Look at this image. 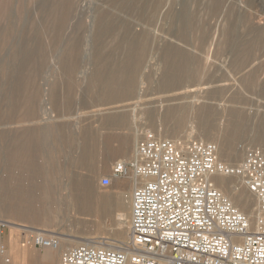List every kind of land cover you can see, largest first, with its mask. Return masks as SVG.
<instances>
[{
  "label": "rangeland",
  "instance_id": "rangeland-1",
  "mask_svg": "<svg viewBox=\"0 0 264 264\" xmlns=\"http://www.w3.org/2000/svg\"><path fill=\"white\" fill-rule=\"evenodd\" d=\"M208 2L0 0V206L4 208L0 219L59 233L60 262L62 249L76 245V240L90 238L113 245L127 239L129 219L123 224V237H118L117 211L98 212L100 199H115L124 191L123 185L113 179L104 188L99 182L110 174L115 162L131 157L145 130L171 139L212 141L226 127L227 112L232 109L247 118L248 128L236 143L239 151L235 159L224 161L236 164L247 147H264V132L262 138H253L263 130L264 46L252 49L253 59L243 65L249 57L244 49L248 42L261 38L256 34L264 36V0H220L216 15ZM183 9L193 21L186 42L179 41L176 34ZM107 19L113 22L110 31L104 27ZM223 29L227 43L216 51ZM202 33L207 38L199 39ZM132 37H138V47L145 48L138 66L134 65L136 52L127 54L126 40L123 46L118 45L120 38ZM166 44L182 47L194 59L187 69H173L178 84L168 90L162 89L161 78L166 60L161 48ZM124 59L131 69L126 76L133 72V77L122 97L105 102L97 95L96 84L89 92L93 71L114 70L115 62ZM71 63L75 72L67 70ZM52 84L56 87L53 96ZM28 97H35L31 105ZM203 106L212 114L208 139L198 123L197 114ZM31 107L32 115L23 120ZM166 108L174 110L170 119L163 116ZM106 117H113L112 121ZM180 118L182 125L174 127L173 121ZM46 127L59 130L56 138L50 137L45 144L15 139L34 134L39 139ZM134 134L135 143L129 141ZM119 142L125 146L131 142L123 155H115ZM83 146L91 155L84 160ZM82 177L92 180V215L79 210L67 189L69 180ZM44 185L51 187V193L39 189ZM234 185L248 195L238 178L227 176L228 189ZM20 194L35 198L23 206L29 209H23L21 215L9 210L12 196ZM122 210L129 218V203H124ZM28 234L8 228L3 242L10 261L0 257V264H52L55 255L43 257L46 249L35 247ZM15 254L25 256L24 261L21 257L20 262L19 257L15 261Z\"/></svg>",
  "mask_w": 264,
  "mask_h": 264
},
{
  "label": "built area",
  "instance_id": "built-area-1",
  "mask_svg": "<svg viewBox=\"0 0 264 264\" xmlns=\"http://www.w3.org/2000/svg\"><path fill=\"white\" fill-rule=\"evenodd\" d=\"M142 135L131 157L115 162L99 182L105 188L113 179L131 181L127 239L112 246L94 240L66 246L59 264H264V147H247L241 161L229 165L213 142L151 130ZM217 174L240 180L257 202L255 217L215 187L211 178ZM10 225L0 219L5 262L10 259L3 237ZM16 226L35 247L59 249L56 234Z\"/></svg>",
  "mask_w": 264,
  "mask_h": 264
},
{
  "label": "bare ground",
  "instance_id": "bare-ground-1",
  "mask_svg": "<svg viewBox=\"0 0 264 264\" xmlns=\"http://www.w3.org/2000/svg\"><path fill=\"white\" fill-rule=\"evenodd\" d=\"M159 1L160 0H157V3H159ZM208 6L210 7V10L212 11V15H216L217 11L219 10L220 0H209ZM184 9H183V11H181V14H179L178 18H179V22H180L179 25L180 26L177 29L178 32L176 31V34H178L177 38L179 39V41L181 40V42H186L188 40L187 31L191 30L193 28L192 27L193 26V21L190 18L189 13L186 10H184ZM107 20L108 21L105 20L106 23H105L104 27H105L106 30L110 31L113 28V22L110 21V19H107ZM59 22H61V20H59ZM225 32H226V30L223 29L220 32V34H219V38H218L217 44H216V51H218V49H220L222 45H225L227 43L226 38H224ZM171 35H173V34H171ZM255 36H258L259 38L260 37L262 38V36H260V34H258V35L256 34ZM136 38H138V37L120 38V42L121 43L118 44V45L119 46H123V42L126 40V42L128 44L127 54L130 55L131 53H133V51L136 52V55H137L136 56V60L137 61L134 63V65L138 66L139 61H140V59L143 56L145 48H144V46L143 47H141V46L138 47V41H136ZM204 38H207V34L206 33H202L200 35V37H199V39H204ZM261 38L257 39L256 37H254L252 40H250L248 42V45L244 49H246V51H247L246 54H248L249 57H248V59L245 58L246 61L243 60L244 61L243 65H245L246 63L248 64L253 59V56H252V54L250 52L252 49L257 48L259 45H263L264 46V36H263L262 39ZM161 49H162L161 52L163 53L164 58L166 59L165 60V65H164L165 68L161 72V78H162V81H163L162 82L163 83L162 84V86H163L162 89L168 90V89L174 88L175 85L178 84V82L175 79L176 77L174 76V73H171V72H173V69L174 70L178 69V68L185 69L187 67V65H189L190 63L193 62L194 59H192L190 57V55L186 51H184L182 49V47H177V46L172 45V44H166ZM236 52H235V54H237ZM246 54H244V56H246ZM100 55H102V54H100ZM239 67H241V66H239ZM129 68H130L129 64H127L126 59H124V60L115 62L114 70L99 69V70L93 71L91 76H90V81H89L90 82L89 92L92 91L93 86L96 84L97 87H98L97 95L99 97H104L106 99L105 102H107L109 100H115V99H118L119 97H122L126 87L127 86L131 87V81H132V77H133V72L131 71L132 73L130 75L126 76L127 75L126 72H128V71L130 72V70H131ZM67 70L70 71V72H75V65L73 63H71L68 66ZM169 70H171V71H169ZM18 78L20 79V77H18ZM20 85H21V83H20ZM22 88H23V86H22ZM22 88L20 87L19 89L21 90ZM55 88L56 87H55L54 84L50 85V93L52 94V96L55 94V90H56ZM215 88H216V86H215ZM212 90H213V87H212ZM21 92H23V91H21ZM69 93H71L70 90H69ZM209 93H211L210 90H209ZM165 95H166V93H165ZM171 95H173V94H171ZM30 96H32V95H30ZM210 97H212V96H210ZM34 98L33 97H31V98L28 97L27 98V101H29L30 105H31V102H32V100ZM104 98H102V101H103ZM9 106H8V108H10ZM8 108H7V110H8ZM173 111H174L173 108H166L163 116H165V118H167V119H170V117L173 116V113H172ZM32 113H33V109L31 107V109L29 111L24 113V115L22 116V119L26 120V118L30 117L32 115ZM9 114H7V115H9ZM4 115H6V114H4ZM7 115L3 116V117H7ZM197 115L199 117L198 118L199 119V122H198L199 123V127L201 128V131L203 132V135H205L207 137V139L211 138V127H210V118H211V115H212L211 111L208 110L207 106H203V107L200 108V110H199ZM227 117H228L227 118V123L225 124L226 127L224 128V130L221 132V134H219V136L217 137L216 140L213 139L210 142L214 141L213 143H215V145L217 147L218 157L221 160H223V161L224 160L225 161H228V160L232 161L237 156V151H239L237 149L236 143H237L238 140H240L245 135L244 134L245 129L248 128L247 127V121H246L247 118H245L237 110H232V109H229V111L227 112ZM112 118L113 117H106L105 120L109 122V121H112ZM173 122H174V127H180L182 125L181 118L177 119V120L175 119ZM260 123H261V129H263V130L258 131L255 134V136H253V138H255V137L256 138L257 137L262 138L263 137L264 121L261 120ZM58 130H59V128L56 129V128H53V127H50V128L46 127L45 129H43L39 139H37L36 134H34L32 137H30L29 135H28L29 137H27V135H25L24 137H21V135H20V136H18L15 139L17 141L23 140V139L24 140H28V141L29 140L30 141H38L39 140L41 143L45 144L51 138L52 139L56 138V132ZM221 130H222V128H221ZM86 133L87 132H85V137H84V133H83V137H82V142H84V143L86 142L85 140H87L86 139ZM190 134L191 133L188 134L189 135L188 137L192 136V135L190 136ZM134 136L137 137V134H134L131 137V140H133L134 143H135L136 140H134V139L136 137H134ZM137 144H138V141H137ZM85 149H86L85 146H83V148H82V150H83V155H82L83 157L82 158L83 159L82 160H84V158L87 157V156H89V157L91 156V155H88L86 151H84ZM36 173H39V171H36ZM211 181L213 182L215 187L218 188L219 190H221L223 192V194H225L226 197H228L229 200L240 211H242L243 213L246 212L245 213L246 215H247V213L252 214L254 216L256 215L257 202H256L255 198L250 193H248L246 191L247 192L246 194H248V195H244L242 192L239 191V189H237V187L235 185L234 186H230V188L228 189V187H227V176H224V175L217 174V175H215V176H213L211 178ZM90 184H92V180L89 181L88 177L73 178V179L69 180V183H67V189H68V192H69L70 196L74 200V202L77 203V205L79 207V210L82 211V212H88L89 215H92L93 202L91 200V194L89 192L90 191V189H89L90 188ZM39 189L42 192H44V193H47V192L51 193V191H52L51 187L50 186H46V185L41 186ZM15 197H17V195H15ZM99 203H100L99 204L100 207H98L99 208L98 212L100 213V215L108 213L110 210H113V208L117 211V212L115 211L116 212L115 215L117 216L116 219L118 220L117 226L115 225L117 227L116 228L117 235H118V237H123V234H124L123 224L129 218H127L125 213H123L122 208H123V204L124 203H129V191H122L121 190V192L119 193V196L118 197L116 196L115 199H111L110 197L107 196L104 199H100ZM22 204H23V202H22ZM247 211H249V212H247ZM128 217H129V215H128ZM9 222H11V221H9ZM11 223H12V225H10V228L18 229V226H16V224H18V223H16V222H11ZM14 223H16V224H14ZM56 235L60 237V238L58 237L59 239H61V236L59 235V233L58 234L56 233ZM90 241H91L90 238L89 239L88 238H84V239H81V240H76L77 244L90 243ZM102 243H103L104 246H109V245L112 246V244H105L104 242H100V243L96 242V244H102ZM60 249H61V244H60L59 249H57L55 251L59 252ZM50 251H52V250L51 249H46L45 250V255L43 257H45L46 259H51L52 253ZM13 252H15V250ZM16 254H17V252H16ZM16 254L13 257H14L15 261L17 260V257H19L18 259H19V262H20V257L22 256V254L20 256H18ZM24 257L25 256L21 257V259H22L21 261H24Z\"/></svg>",
  "mask_w": 264,
  "mask_h": 264
},
{
  "label": "crops",
  "instance_id": "crops-1",
  "mask_svg": "<svg viewBox=\"0 0 264 264\" xmlns=\"http://www.w3.org/2000/svg\"><path fill=\"white\" fill-rule=\"evenodd\" d=\"M129 141H133V140L130 139ZM119 143L120 144H119L118 149L115 152V155H123V154H125L126 151L128 150V147L131 145L130 144L131 142H129L126 146H125L124 143H122V144H121V142H119ZM115 182H117L118 184L123 185V190L124 191H129V192L131 191L132 185H131V181L130 180L121 179V180H116ZM12 199H13L11 201L12 207L9 208V210L12 211V212H14L15 214H18L19 213V215H21L22 210L26 208V207H23V206L28 205V204H31V202L35 200V198H33V199L32 198L31 199H26V197H25L24 194H20L17 197H15V195H13L12 196ZM9 201H7V202H9ZM22 202H23V204H22ZM26 209H29V208H26ZM0 210L1 211H4V208H1V206H0ZM129 210H130V204H129ZM28 215H30V214H28ZM48 219H50V218H48ZM8 221H10V220H8ZM11 222H13V221H11ZM51 253H53V255H55V259H53L52 264H57L59 262L58 261L59 260V253L57 251H52Z\"/></svg>",
  "mask_w": 264,
  "mask_h": 264
}]
</instances>
